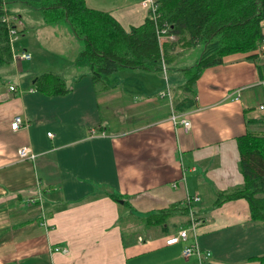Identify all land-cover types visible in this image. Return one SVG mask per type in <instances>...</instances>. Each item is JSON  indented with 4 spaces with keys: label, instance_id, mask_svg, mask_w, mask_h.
<instances>
[{
    "label": "crops",
    "instance_id": "1",
    "mask_svg": "<svg viewBox=\"0 0 264 264\" xmlns=\"http://www.w3.org/2000/svg\"><path fill=\"white\" fill-rule=\"evenodd\" d=\"M86 2L128 31L150 14L140 0ZM35 23L25 21L21 37L49 28L43 20ZM69 30L71 37L49 40L55 53L71 50L69 59L55 58L47 67L32 64L29 72L0 83V264H253L264 255V223L251 220L246 199L214 206L218 192L244 182L237 138L247 131L264 134L259 110L264 50L225 56L186 92V80L176 83L171 77L180 78V72L185 77L182 69L199 59L202 46L177 47L171 76L124 69L96 79L81 58L84 41ZM21 45L19 53H30ZM46 73L61 77L67 92L51 96L36 90ZM129 78H145L151 86L138 93L125 90ZM9 85L18 89L9 91ZM184 97L188 107L179 113L190 120L189 130L171 121ZM17 116L23 123L13 130ZM24 146L35 159L19 157ZM114 193L121 196L118 201L110 196ZM196 195L193 209L203 217L197 244L211 253L203 261L194 254L182 257L192 238L166 245L177 217L167 229L142 222ZM54 247L68 250L53 252Z\"/></svg>",
    "mask_w": 264,
    "mask_h": 264
},
{
    "label": "trees",
    "instance_id": "2",
    "mask_svg": "<svg viewBox=\"0 0 264 264\" xmlns=\"http://www.w3.org/2000/svg\"><path fill=\"white\" fill-rule=\"evenodd\" d=\"M17 2L40 10L47 23L68 22L85 43L81 58L89 62L96 79L124 69L169 70L178 56L174 53L177 47L187 50L200 45L199 59L182 69L186 78L183 90L193 92L205 69L222 64L227 55L251 53L264 45V0H157L156 19L149 16L142 25L129 31L110 13L90 8L86 0H0V83L14 60L3 17L15 15L9 7ZM164 37L173 41L167 43ZM255 56L250 59H256ZM35 88L51 96L67 92L65 82L52 73L41 75ZM188 99L184 97L179 105L175 104L176 113L188 107ZM237 145L244 182L235 189L218 192L214 206L246 199L251 220L264 223V134L247 131L237 138ZM110 196L115 201L121 197L117 193ZM193 207V202L186 201L143 217L142 222L167 229L173 217L183 216L185 219L177 222L176 232L170 235L176 236L189 227ZM195 214L203 222V217ZM179 243L184 242L175 244ZM253 264H264V255L254 257Z\"/></svg>",
    "mask_w": 264,
    "mask_h": 264
},
{
    "label": "rangeland",
    "instance_id": "3",
    "mask_svg": "<svg viewBox=\"0 0 264 264\" xmlns=\"http://www.w3.org/2000/svg\"><path fill=\"white\" fill-rule=\"evenodd\" d=\"M12 11L13 14L15 15H22L19 18V23L22 25L23 30L25 29V21L27 23V25L33 26L34 24H36L35 22H40V21H44L43 19V14L40 10L36 9V8H32L27 4H23L21 2H17V3H12L10 4L9 7ZM47 23V22H46ZM68 22L66 21H61L58 23H48V27L46 30H44V33L41 34V31L43 28H38V33L36 35L35 32L33 31H28L25 33L24 36H22L20 38V40H18L17 42H14V44L11 46L12 50H13V57L14 60H16V68L14 69V60L12 62V65L7 67L6 69H8L5 74H4V79L3 82H8L9 80H15L16 79V74L17 73H24L25 70H27L26 72H29V68L32 66V64H35L37 66H50L52 64V61L55 58H60V59H69L72 55L71 50L66 49L65 47H62L59 53H55L52 50V41L49 40H53V38L55 39H59V40H63L62 37H64L65 39L67 37H71L72 35V31L69 30L68 26ZM68 27V33L65 32L67 30ZM47 30L50 31V33H46ZM69 31H70V35H69ZM36 41V42H35ZM35 42V43H33ZM21 44H25L26 48L29 49L30 54H31V59L28 61H20L21 59L18 57L19 54V46ZM84 42H83V48H84ZM50 45V46H49ZM73 45L75 46L76 43L74 42ZM22 46V45H21ZM63 48H65L66 50H63ZM70 48V47H69ZM22 49V48H21ZM196 51L197 48L195 49ZM194 50V51H195ZM192 51L191 57H195V52ZM20 59V60H19ZM86 62V60H84ZM175 65H171V67H169V71L164 67V71L168 72V75L171 76L172 75V70L171 68H174ZM52 67H50L51 69ZM17 69V70H16ZM76 69V67L74 68ZM55 70H57V68H55ZM181 77L178 78L175 75H172L171 80L175 79L176 83H181L184 82L186 79L183 76L182 72H180ZM174 77V78H173ZM178 79V80H177ZM23 80H27V78H24ZM165 80V79H164ZM168 81L166 80V86L167 88H165L166 93H168ZM146 85H150L151 83L147 80V79H141V78H129L127 79L126 84H124L123 88L125 90H129L131 92H141L143 90V88H147ZM177 92H179V89H176ZM180 91L182 92V90L180 89ZM146 95H150V93H145ZM178 220V223L182 220H184V217H180L178 216V218L176 219ZM126 224V222L123 220H121V226L124 227ZM172 226V223H171ZM182 254V253H181Z\"/></svg>",
    "mask_w": 264,
    "mask_h": 264
},
{
    "label": "built area",
    "instance_id": "4",
    "mask_svg": "<svg viewBox=\"0 0 264 264\" xmlns=\"http://www.w3.org/2000/svg\"><path fill=\"white\" fill-rule=\"evenodd\" d=\"M141 4L144 7H147L150 11V18L156 19L157 17V10H158V2L157 0H140ZM17 16V17H16ZM19 16L18 15H9L5 14L3 17V21L8 25L9 30V39H10V45L12 46L14 42H17L22 34L23 28L22 25L19 23ZM262 27L264 29V20L262 21ZM13 51V50H12ZM18 57L21 60L28 61L31 59V54L27 51H21V53L18 54ZM16 85H9V91L15 92L17 90ZM166 94V93H164ZM259 110L264 112V103L259 105ZM171 121L175 126H182L184 129L189 130L191 127V122L188 118H186L184 115H181L180 113L177 114L176 112H173L171 115ZM23 120L21 117L17 116L15 117L14 121L11 123V128L13 130H18L22 126ZM50 137L53 136L52 133H48ZM18 155L21 159H35L36 155L32 152L30 147L24 146L19 148ZM174 187H177V183L173 184ZM200 198L198 195L193 197H188L187 202H195L198 201ZM190 225L187 229L180 230L176 236L170 237L166 244L172 245L179 241L186 242L190 238H193L192 243H190L188 246L184 247L182 250V257H188L192 254L196 255L200 260H205L207 257L211 255L209 251H202L200 247L197 244V231L198 228L203 224L201 220L197 219V216L193 210L190 211ZM142 240V239H141ZM67 248L62 247H54L53 252H67Z\"/></svg>",
    "mask_w": 264,
    "mask_h": 264
},
{
    "label": "bare ground",
    "instance_id": "5",
    "mask_svg": "<svg viewBox=\"0 0 264 264\" xmlns=\"http://www.w3.org/2000/svg\"><path fill=\"white\" fill-rule=\"evenodd\" d=\"M17 17V16H16ZM262 31H263V40H264V29L262 28ZM259 49H264V45L262 44V46L261 47H259ZM24 207H26V205L24 206ZM191 211V210H190ZM196 213V212H195ZM190 221V220H189Z\"/></svg>",
    "mask_w": 264,
    "mask_h": 264
},
{
    "label": "water",
    "instance_id": "6",
    "mask_svg": "<svg viewBox=\"0 0 264 264\" xmlns=\"http://www.w3.org/2000/svg\"><path fill=\"white\" fill-rule=\"evenodd\" d=\"M120 202H122V201L120 200Z\"/></svg>",
    "mask_w": 264,
    "mask_h": 264
}]
</instances>
